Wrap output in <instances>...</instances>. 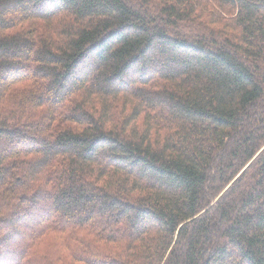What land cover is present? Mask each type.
Segmentation results:
<instances>
[{
    "label": "trees",
    "instance_id": "16d2710c",
    "mask_svg": "<svg viewBox=\"0 0 264 264\" xmlns=\"http://www.w3.org/2000/svg\"><path fill=\"white\" fill-rule=\"evenodd\" d=\"M0 264H264V0H0Z\"/></svg>",
    "mask_w": 264,
    "mask_h": 264
}]
</instances>
